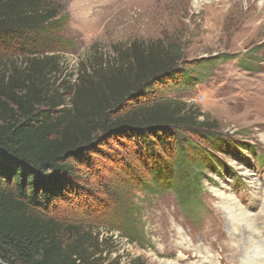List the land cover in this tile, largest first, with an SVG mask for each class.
Here are the masks:
<instances>
[{
  "label": "rangeland",
  "instance_id": "1",
  "mask_svg": "<svg viewBox=\"0 0 264 264\" xmlns=\"http://www.w3.org/2000/svg\"><path fill=\"white\" fill-rule=\"evenodd\" d=\"M45 1L67 20L60 34L64 43L56 45L60 50L38 55L51 92L65 94L67 110L72 113L77 88L105 89L103 76L130 65L134 60L127 51L134 44L173 43L183 52V67L205 63L193 72L195 84L170 83L157 88L154 97L183 102L216 121L225 149L218 151L200 138L186 145L189 159L207 153L211 160L199 169L197 191L184 198L179 189L190 170H177L176 178L149 188L152 176L139 161L138 141L111 140L92 156V167L82 166L79 189L61 203L60 213L81 222L92 234L90 243L99 237L106 263L139 257L144 264H244L232 239L245 243L247 234L235 233L224 201L231 197L256 215V222L264 211V195L254 187L264 188V0ZM250 14L262 15L250 22ZM11 59L17 65L32 63L24 56ZM116 185L135 206L142 246L117 228L125 219L109 194Z\"/></svg>",
  "mask_w": 264,
  "mask_h": 264
},
{
  "label": "trees",
  "instance_id": "2",
  "mask_svg": "<svg viewBox=\"0 0 264 264\" xmlns=\"http://www.w3.org/2000/svg\"><path fill=\"white\" fill-rule=\"evenodd\" d=\"M66 22L45 0H0V264H144L139 257L106 263L99 237L90 243L92 234L62 215L60 205L79 189L82 166L92 167V156L121 138L138 141L139 161L152 176L147 187L190 170L179 190L184 198L197 191L201 167L211 158L189 159L185 147L200 138L224 152L218 123L154 95L170 83L195 84L193 72L205 62L185 68L179 45L134 44L127 51L134 61L103 76L105 89L77 88L71 113L65 94L51 92L38 56L60 50ZM13 55L32 63L17 65ZM136 180L143 183L141 176ZM114 188L110 197L125 219L117 228L142 246L135 206L127 192Z\"/></svg>",
  "mask_w": 264,
  "mask_h": 264
},
{
  "label": "bare ground",
  "instance_id": "3",
  "mask_svg": "<svg viewBox=\"0 0 264 264\" xmlns=\"http://www.w3.org/2000/svg\"><path fill=\"white\" fill-rule=\"evenodd\" d=\"M224 1L225 0H216L217 3H224ZM235 1L236 0H231L232 3ZM196 2L199 4L201 0H196ZM262 6L264 7V2ZM261 15L262 14H250L248 16V20L250 22H254L256 21V19L260 18ZM254 187L258 192V193L256 192L257 195L259 194L264 195V188L259 183H256ZM224 204H225V208L229 213L230 223L233 226L235 233L239 235L242 229L245 232V234H247V236L244 237V239L246 238L245 243L239 242L237 238L232 239V241L234 242V244L232 243L233 247L238 249V253L243 258L244 264H264V211H262L261 213H257L259 217L257 218L258 219L257 220L258 224H257L256 215L255 217H253L250 212H247L243 207H241L238 204V202H236L234 199H231V197L226 198ZM257 225H259L260 227H258ZM251 233H254V237H252ZM184 247L182 248L184 249ZM186 249L188 248L186 247ZM190 254H192V252ZM166 264H183V263L177 261L175 263H166ZM196 264H213V263L202 260Z\"/></svg>",
  "mask_w": 264,
  "mask_h": 264
}]
</instances>
